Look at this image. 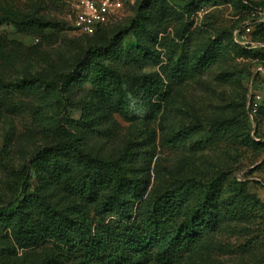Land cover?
<instances>
[{
  "label": "rangeland",
  "instance_id": "374dc122",
  "mask_svg": "<svg viewBox=\"0 0 264 264\" xmlns=\"http://www.w3.org/2000/svg\"><path fill=\"white\" fill-rule=\"evenodd\" d=\"M260 6L264 0H152L146 19L139 22V9L129 8L107 23L105 33L85 36L70 24L69 0H0V20L37 17L51 25L0 26V83L27 79L36 85L32 92L0 84V206L14 199L32 156L65 137L41 132L36 113L42 110L53 125L63 116L89 123L79 130L88 151L120 163L130 178L148 182L143 213L169 189L192 185L201 193L203 186L215 184L214 224L174 264H264ZM114 39L124 53L116 78L121 89L102 99L82 81L72 88L65 112L51 82L74 75L91 46ZM118 102L123 113L116 110ZM79 175L75 167L71 187L62 182L46 192L60 209L80 210L98 223L101 197L80 196ZM33 177L31 192L49 181L40 170ZM197 201L204 203L205 194L191 196L188 204L194 207ZM62 255L50 240L24 247L6 235L0 244L4 264H42L52 257L71 264Z\"/></svg>",
  "mask_w": 264,
  "mask_h": 264
},
{
  "label": "trees",
  "instance_id": "16d2710c",
  "mask_svg": "<svg viewBox=\"0 0 264 264\" xmlns=\"http://www.w3.org/2000/svg\"><path fill=\"white\" fill-rule=\"evenodd\" d=\"M151 2L141 0L135 6L139 9V22L147 18ZM259 8L264 12L263 6ZM6 22L20 29L32 25L43 29L51 26L37 17L6 18L0 20V26ZM106 29V25L100 26L92 36L105 33ZM213 45L216 48L217 44ZM123 59L124 53L115 39L93 45L78 61L74 75L62 74L56 83L51 82L59 89L65 112L72 88L82 81L91 83L102 99L114 96L121 89L116 78ZM0 84L5 89L32 92L36 86L27 79ZM116 110L124 112L121 102L117 103ZM36 123L45 136L65 137L32 156L27 175L14 199L0 206V244L6 235L24 247L50 240L62 248L64 261L71 264H174L194 249L204 231L214 224L215 184L203 186L199 189L201 193L192 185L169 189L151 201L149 210L143 213L140 203L147 196L148 182L130 178L118 162L92 155L79 131L89 123L63 116L53 125L52 119L42 110L36 113ZM152 158L151 155V158L142 159L150 162ZM75 167L80 173L79 195L95 200L101 197L98 223L80 210L60 209L46 192L62 182L71 187ZM37 170L47 173L49 181L31 192L33 173ZM202 194H205L204 203L197 201L194 207L188 204L191 196L201 198ZM250 204L253 209L257 208L256 203ZM42 264L61 263L52 257Z\"/></svg>",
  "mask_w": 264,
  "mask_h": 264
},
{
  "label": "built area",
  "instance_id": "2783aa9c",
  "mask_svg": "<svg viewBox=\"0 0 264 264\" xmlns=\"http://www.w3.org/2000/svg\"><path fill=\"white\" fill-rule=\"evenodd\" d=\"M141 0H69V21L77 33L92 36L113 18L125 14Z\"/></svg>",
  "mask_w": 264,
  "mask_h": 264
}]
</instances>
